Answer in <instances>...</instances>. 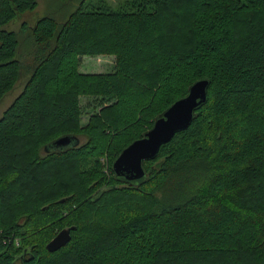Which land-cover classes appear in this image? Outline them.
Masks as SVG:
<instances>
[{
  "label": "trees",
  "instance_id": "trees-1",
  "mask_svg": "<svg viewBox=\"0 0 264 264\" xmlns=\"http://www.w3.org/2000/svg\"><path fill=\"white\" fill-rule=\"evenodd\" d=\"M71 1L19 34L37 1L0 0V99L29 72L0 115V264H264V0ZM83 55L114 67L81 73ZM202 78L189 126L141 182L117 179L120 151ZM67 134L78 146L44 150Z\"/></svg>",
  "mask_w": 264,
  "mask_h": 264
},
{
  "label": "water",
  "instance_id": "water-1",
  "mask_svg": "<svg viewBox=\"0 0 264 264\" xmlns=\"http://www.w3.org/2000/svg\"><path fill=\"white\" fill-rule=\"evenodd\" d=\"M207 78L198 79L193 82L187 93L175 100L170 106L162 111L152 126L143 132L142 136L133 140L125 146L116 156L111 164L115 177L124 182L139 183L145 177L143 162L154 158L161 145L169 142L174 134L186 129L194 112L207 100ZM80 139L71 134L62 135L44 146L46 152L68 147H76ZM75 226L64 227L50 239L46 248L48 251H55L65 245L71 238L70 230Z\"/></svg>",
  "mask_w": 264,
  "mask_h": 264
},
{
  "label": "rangeland",
  "instance_id": "rangeland-1",
  "mask_svg": "<svg viewBox=\"0 0 264 264\" xmlns=\"http://www.w3.org/2000/svg\"><path fill=\"white\" fill-rule=\"evenodd\" d=\"M37 5L36 7L31 11H26L24 13L19 14L15 20L12 21V23L9 25L10 28L14 29L20 34V26L22 23H25L28 26H31L34 24L35 20L44 14H48L49 12H52V10L57 9L59 6H62L61 0H36ZM124 0H107V2L111 6H117ZM77 4L76 0H73L67 4L68 10H71L74 8V5ZM23 35V34H21ZM96 56L97 61L101 63V65H98L95 63V59L89 60V69L88 71L93 72H111L114 65L112 57L113 55H93ZM88 57V56H87ZM85 57V58H87ZM28 61L25 59L23 62ZM25 65V64H24ZM111 65V66H110ZM29 76L28 70H22L20 77H18L16 83L12 87L10 91L5 93L2 98L0 99V115L3 112L5 108H7L12 101L16 98V96L19 95L22 88L24 87V84ZM97 102L96 97H81L80 103H81V110H82V116L80 119L81 125H86L88 123L89 117L92 113L95 112L94 105ZM101 161L103 163V172L107 174V166L109 165V162L107 160L106 156L101 157ZM17 242V241H16ZM15 242V243H16ZM19 244V243H16ZM46 247V246H45ZM47 249V248H46ZM51 252V251H50Z\"/></svg>",
  "mask_w": 264,
  "mask_h": 264
},
{
  "label": "crops",
  "instance_id": "crops-1",
  "mask_svg": "<svg viewBox=\"0 0 264 264\" xmlns=\"http://www.w3.org/2000/svg\"><path fill=\"white\" fill-rule=\"evenodd\" d=\"M98 56H102V55H98ZM85 57H87V58H85ZM91 59H95V63L98 65L99 61H97L96 56H93V55H83V56H81V62L79 64V68H78L79 72H81V73H91V72H93V71H88V69H89V60H91ZM112 59H113V63L112 64H114V57H112ZM99 65H101V63H99Z\"/></svg>",
  "mask_w": 264,
  "mask_h": 264
},
{
  "label": "flooded vegetation",
  "instance_id": "flooded-vegetation-1",
  "mask_svg": "<svg viewBox=\"0 0 264 264\" xmlns=\"http://www.w3.org/2000/svg\"><path fill=\"white\" fill-rule=\"evenodd\" d=\"M18 260H21V258H19Z\"/></svg>",
  "mask_w": 264,
  "mask_h": 264
}]
</instances>
